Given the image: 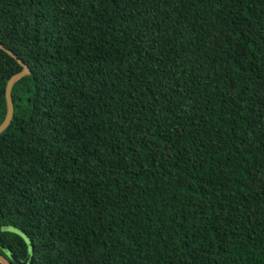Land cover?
<instances>
[{
	"label": "trees",
	"instance_id": "trees-1",
	"mask_svg": "<svg viewBox=\"0 0 264 264\" xmlns=\"http://www.w3.org/2000/svg\"><path fill=\"white\" fill-rule=\"evenodd\" d=\"M0 44L1 255L264 264V0H0Z\"/></svg>",
	"mask_w": 264,
	"mask_h": 264
},
{
	"label": "water",
	"instance_id": "water-1",
	"mask_svg": "<svg viewBox=\"0 0 264 264\" xmlns=\"http://www.w3.org/2000/svg\"><path fill=\"white\" fill-rule=\"evenodd\" d=\"M0 49L11 56L13 59L17 61V63L22 67V70L13 76L7 82L6 89H5V98H6V115L3 122L0 124V134L4 132L7 127L10 125V122L13 118L14 108H13V101L11 97V91L13 86L17 81L21 78L30 74V69L27 65H25L12 51L5 48L3 45L0 44ZM29 256L24 260L21 261L13 256L11 253H7V257L0 254V264H28Z\"/></svg>",
	"mask_w": 264,
	"mask_h": 264
}]
</instances>
